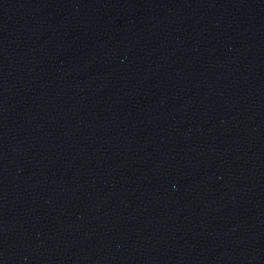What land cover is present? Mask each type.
Returning a JSON list of instances; mask_svg holds the SVG:
<instances>
[{"label": "water", "instance_id": "obj_1", "mask_svg": "<svg viewBox=\"0 0 264 264\" xmlns=\"http://www.w3.org/2000/svg\"><path fill=\"white\" fill-rule=\"evenodd\" d=\"M0 264H264V0H0Z\"/></svg>", "mask_w": 264, "mask_h": 264}]
</instances>
